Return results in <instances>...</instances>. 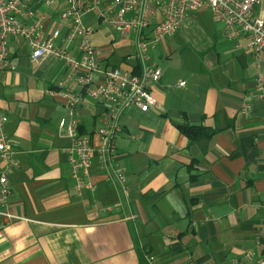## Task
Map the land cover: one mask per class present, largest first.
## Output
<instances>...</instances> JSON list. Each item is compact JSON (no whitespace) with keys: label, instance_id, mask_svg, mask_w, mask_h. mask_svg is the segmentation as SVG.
<instances>
[{"label":"crops","instance_id":"obj_1","mask_svg":"<svg viewBox=\"0 0 264 264\" xmlns=\"http://www.w3.org/2000/svg\"><path fill=\"white\" fill-rule=\"evenodd\" d=\"M37 6L48 15L47 34L58 29L57 44L80 58L57 17L66 0ZM202 9L209 8L192 13L176 31L202 30L194 65L175 66L169 54L159 62L151 51L163 72L151 86L158 106L148 112L130 106L121 114L114 162L102 169L95 156L91 188L81 191L65 152L70 116L61 90L83 93L77 78L86 71L72 74L53 57L35 61L26 40L11 38L16 69L0 76V112L8 116L19 167L9 176L7 205L0 203V264H139L140 252L151 264L264 259V90L257 83L264 78V52L257 58L248 33L228 38L222 23L200 18ZM252 13L264 17V0ZM84 23L93 29L103 69L139 71L130 55L119 66L111 63V28L101 29L93 14ZM96 77L104 79L101 72ZM74 112L78 133L99 146L101 105L83 93ZM183 126L213 135L193 140ZM116 202L121 206L109 209Z\"/></svg>","mask_w":264,"mask_h":264},{"label":"built area","instance_id":"obj_2","mask_svg":"<svg viewBox=\"0 0 264 264\" xmlns=\"http://www.w3.org/2000/svg\"><path fill=\"white\" fill-rule=\"evenodd\" d=\"M59 0H0V76L7 70H15L10 61V41L24 39L31 47V58L35 61L53 57L61 59L74 74L79 69L86 71L77 78L84 94L101 105L104 123L99 129L100 145L94 146L91 139L82 136L76 129L74 109L83 102V93L62 91L69 109L68 129L71 144L65 150L71 166V175L76 188H91L88 181L89 168L95 156L100 159V167L107 168L114 162L117 153L115 138L122 131L119 122L121 114L130 106L142 112L158 106L151 86L160 81L162 69L152 63L151 51L159 42L173 34L182 26L187 17L201 8H209L213 20L222 23L228 38H238L243 33L251 37L257 58L264 52V17L253 16V8L260 0H66V7L57 17L66 26V42H77L80 58L71 55L59 44L58 29L47 34L48 15L39 11L38 4L51 6ZM93 14L98 24L118 30L123 36L134 33V54L128 58L134 61L138 72L112 67L103 69L100 62L101 50L92 44L93 29L84 23V17ZM101 72L103 81L98 82L96 74ZM258 89L264 90V78L257 77ZM185 82L179 83L180 86ZM65 83H60L63 87ZM8 116L0 112V203L6 206L11 194L10 174L19 167L15 158V142L8 135ZM65 127L66 121H60ZM118 180L125 183L123 170L117 169ZM126 191L128 188H125ZM116 202L111 208H119ZM10 216L6 212H2ZM264 264V259L258 260Z\"/></svg>","mask_w":264,"mask_h":264},{"label":"rangeland","instance_id":"obj_3","mask_svg":"<svg viewBox=\"0 0 264 264\" xmlns=\"http://www.w3.org/2000/svg\"><path fill=\"white\" fill-rule=\"evenodd\" d=\"M200 18H204L207 21L213 22V17L209 9H202L200 12ZM106 26L100 25L101 29ZM108 28V27H106ZM111 33L115 36V41L112 43L114 56L111 58V63L119 66L120 60L124 55H133L134 50L132 47L135 34L131 33L122 40L121 32L112 30ZM200 36H202V30L196 26L193 30H180L177 33L162 39L156 47L154 52V60L161 62V59L168 60L166 55H170V59L173 60L175 66H191L194 65L192 58L194 52L199 49ZM162 57V58H161ZM169 59V60H170Z\"/></svg>","mask_w":264,"mask_h":264},{"label":"trees","instance_id":"obj_4","mask_svg":"<svg viewBox=\"0 0 264 264\" xmlns=\"http://www.w3.org/2000/svg\"><path fill=\"white\" fill-rule=\"evenodd\" d=\"M181 130L188 134L193 140L200 139L203 137H210L213 135L211 131L205 130L201 127H193V126H183ZM139 264H151L147 259L146 255L142 252L139 253Z\"/></svg>","mask_w":264,"mask_h":264}]
</instances>
